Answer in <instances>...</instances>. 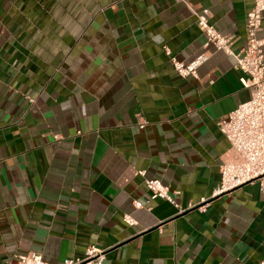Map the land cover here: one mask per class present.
Instances as JSON below:
<instances>
[{
  "label": "crops",
  "instance_id": "crops-1",
  "mask_svg": "<svg viewBox=\"0 0 264 264\" xmlns=\"http://www.w3.org/2000/svg\"><path fill=\"white\" fill-rule=\"evenodd\" d=\"M252 4L0 0V264L28 251L57 264L90 245L103 264L264 259L257 183L213 195L232 158L215 122L250 97L241 71L210 47L198 78L182 77L165 54L202 49V8L239 49ZM146 178L178 207L146 200Z\"/></svg>",
  "mask_w": 264,
  "mask_h": 264
},
{
  "label": "built area",
  "instance_id": "built-area-1",
  "mask_svg": "<svg viewBox=\"0 0 264 264\" xmlns=\"http://www.w3.org/2000/svg\"><path fill=\"white\" fill-rule=\"evenodd\" d=\"M196 25L203 34L202 49L188 62H183L171 55L166 49L170 64L182 77L198 78V68L208 59V49L220 50L234 59V66L241 71L239 81L250 90V97L239 103L225 117L216 120L218 130L230 144V160L219 166L220 182L213 195L237 189L244 184L256 182L258 190L264 198V0H253L251 9L246 14L245 43L235 50L232 45L235 38L222 34L209 22V10L202 8L196 12ZM32 101V99H31ZM144 176V171L138 172ZM145 186L150 195L146 200L161 198L174 206L175 194L159 179L146 178ZM135 208L143 206V202L135 200ZM126 224H133L129 215H124ZM104 250L96 246H88L82 257L65 258L57 264H103ZM16 264H48L39 252L28 251L19 254ZM258 264H264V259Z\"/></svg>",
  "mask_w": 264,
  "mask_h": 264
}]
</instances>
